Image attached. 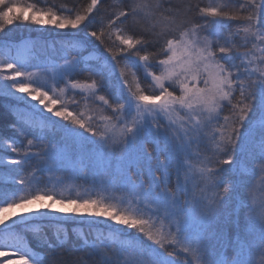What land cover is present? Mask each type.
<instances>
[{"label": "snow or ice", "instance_id": "obj_1", "mask_svg": "<svg viewBox=\"0 0 264 264\" xmlns=\"http://www.w3.org/2000/svg\"><path fill=\"white\" fill-rule=\"evenodd\" d=\"M231 2V9L226 3L193 6L172 0H87L42 8L0 0V36L18 22L68 30L57 32L64 37L62 64L52 58L33 66L0 57V95L33 114L24 121L28 128L43 132L51 126L63 133L60 141L34 136L23 148L3 141L13 156L0 164L19 168L37 161V168L16 180V191L24 195H0V231L6 233L0 264H64L30 252L31 241L25 245L14 233L18 223L50 249L80 241L95 264H176L177 256L184 264H257L242 258L247 235L236 240L240 250L231 260L213 247L221 239L222 211L244 206L236 200L237 178L245 170L258 172L264 184V0ZM193 8L195 15L189 16ZM93 24L97 27L89 28ZM84 73L83 81L76 78ZM113 78L115 94H101ZM77 95L100 101L102 114H89L95 110L87 105L79 110ZM70 104L77 108L70 110ZM57 147L63 157L79 159L82 170L101 157L102 183L122 195L66 199L34 186L37 171H51L50 153ZM37 202L40 208L30 216L29 206ZM17 208L20 221L7 224ZM85 217L98 218L91 225L103 224L109 235L98 232L90 240L83 231ZM52 221L57 227L51 237L43 228L26 227ZM246 226L259 232L264 264V202L250 209ZM70 264L87 262L77 258Z\"/></svg>", "mask_w": 264, "mask_h": 264}, {"label": "trees", "instance_id": "obj_2", "mask_svg": "<svg viewBox=\"0 0 264 264\" xmlns=\"http://www.w3.org/2000/svg\"><path fill=\"white\" fill-rule=\"evenodd\" d=\"M25 3H34L37 7L47 8L55 6L59 8L62 5L67 4L69 7L73 2L75 3H86L87 0H23ZM113 0H107V3H112ZM107 3L104 5L107 7ZM172 3H191L193 6L200 4L201 6L207 4H219L226 3L229 8H232L231 0H172ZM195 15V8L189 16ZM97 27V25H89V28ZM235 30V25L233 26ZM64 32L68 30H62ZM57 32L49 25H34L28 22L20 23L11 26L7 30L6 35L0 36V57L4 59H9L11 57H16L22 62H30L31 65H43L51 62L52 58H55V64H62L64 61L60 58L63 56V52L59 48V41L64 39V37L58 36ZM107 43H111L105 37ZM113 40H115V34H113ZM56 41L55 50L52 47V42ZM5 42H8L5 46ZM47 42V43H46ZM223 42V40L221 41ZM118 43V42H117ZM35 45V47H33ZM150 51H155V49L150 48ZM33 56L35 58L33 59ZM30 70H36L32 67ZM142 83H144V76L141 71L138 70ZM87 77V73H84L78 77L83 81ZM129 80L133 77L129 73ZM51 83V80H49ZM118 82L113 78L110 84V88L101 94L108 96H113L115 94ZM60 87H63V83H60ZM79 91V90H77ZM71 91L67 93L66 98H71ZM76 99L80 101L78 108L79 110H87V107L94 109L95 111L89 114H94L97 118L102 114V105L98 100L85 101L82 95H77ZM70 110L77 108V105L70 104ZM103 114H110L108 110H103ZM33 118V114L28 112V110L18 105L14 99L4 97L0 95V160H7L12 157L13 154L6 151V146L3 144L5 140L15 141V145L19 148H23L26 145L27 139H33L34 136L43 135L46 136L48 140L60 141L63 133L59 128L52 129L48 126L41 132L39 127H34L32 129L28 128L24 121H30ZM39 119V117H35ZM55 119V118H54ZM40 142L37 141V144ZM47 141H45V144ZM151 149L152 145H148ZM249 147H252L251 145ZM251 149V148H250ZM43 148H33L32 151H42ZM50 155L53 156V160L49 161V166L51 171H37L36 178L38 180V186L45 190H54L57 197L63 196L64 198L72 199H85V198H97L98 189L102 181L98 180V175L93 169H99L101 157L97 156L93 158L92 162L86 170H82L79 164V159L75 162L71 159H67L61 155L59 147ZM63 163H60L61 160ZM163 159V157H161ZM55 161V162H54ZM85 163H89L87 160ZM37 168V161H31L28 164L20 166H5L0 164V195L4 192H16V195H24L25 193L16 191L18 185L16 180L21 176L29 178L30 173L33 169ZM115 165L113 166V169ZM247 169V165H244ZM85 171L87 174L85 175ZM242 178H237L241 184L239 192L236 195L237 202H243V207L241 206H229L222 211V216L218 225V231L221 234V239L217 242H213V247L219 252H225L229 260L237 256L236 251L240 250V246L236 244V240L244 235H247L246 241L243 243V251L248 252V254H243V259L245 261L251 260V250L246 247L250 245L251 239L254 237H259V232H252L249 228V232L245 228L248 222V217L251 209V205H260L264 202V184L260 183L259 173H251L247 170L243 171L241 174ZM259 182V185L258 183ZM256 186V191L250 189L252 185ZM250 185V186H249ZM248 187L250 190H248ZM116 192L119 193V189L115 188ZM254 193V194H253ZM254 201L252 202V200ZM257 207V206H256ZM27 229H40L43 228L47 231L48 236H52V230L57 227V222H47V223H31L26 226ZM70 229L72 225L68 226ZM83 231L88 234L89 239H93L98 232H103L104 237L109 235L108 230L103 226V224L91 225V223H85L83 225ZM14 233L20 237L24 238V244L29 245V251L39 256L41 260L44 259L45 255L50 257H55L58 261H63L64 264H70L71 261L81 258L87 262V264H95V257L88 255L90 249L80 248V241L72 240L65 244L63 247H57L55 249H50L42 244L38 243V240L33 237L31 232H27L26 228L17 224ZM6 233L0 231V241ZM121 239H126V237H121ZM258 239V238H257ZM110 243V241H105ZM225 244L229 245L226 249L223 247ZM118 246V245H115ZM246 247V248H245ZM176 264H184V260L181 256L176 257Z\"/></svg>", "mask_w": 264, "mask_h": 264}, {"label": "rangeland", "instance_id": "obj_3", "mask_svg": "<svg viewBox=\"0 0 264 264\" xmlns=\"http://www.w3.org/2000/svg\"><path fill=\"white\" fill-rule=\"evenodd\" d=\"M58 31V30H56ZM62 31V30H60ZM139 70V69H138ZM137 70V71H138ZM142 72V70H139ZM143 73V72H142ZM145 86H146V82L144 80V83H143ZM34 103V102H33ZM251 148V147H250ZM104 170V163H103V160L101 159L100 160V165H99V169H93L92 171H96L97 172V175H98V180L102 181V176H101V173L103 172ZM258 185H259V182H257ZM250 186V185H249ZM250 189L253 190V191H256V186L253 184L252 185V188L250 186ZM249 187H248V190H250ZM254 194V193H253ZM98 195L99 196H105V197H119L122 195V192L119 190V193L116 192L115 188L111 187V186H107L105 184H100V187L98 189ZM254 201V199L252 200V202ZM44 203H48V201H44ZM257 204V203H256ZM253 203V205H251V208L255 207L256 209L259 208V205H256ZM237 206L239 207L240 204L237 203ZM257 206V207H256ZM30 208L33 209V212L32 213H29L30 216H35V209H38L40 208V204L39 202L33 204V205H30L29 206ZM55 207H60V208H63L64 205H55ZM41 211H43V209H41ZM20 214H21V210L19 208L17 209H14L9 215H10V219L8 221H6L7 224H11L12 223V220H17L18 222L20 221ZM56 216H60L62 215L61 213H56L54 214ZM87 223H90V221L92 220H95V219H98V218H95V217H85L84 218ZM19 224V223H18ZM3 228V225H0V229ZM247 229V231L249 232V228L246 226L245 227ZM250 233V232H249ZM258 238V239H257ZM248 240H251V242L249 243L250 245H247L246 244V247L248 249L251 250V260H254L257 262V264H261V257H260V253H259V248H258V243H259V237H256V238H252L250 237V239ZM243 244V243H242ZM245 247V248H246ZM238 251L235 252V254L237 255ZM243 254H248V252H244L243 251Z\"/></svg>", "mask_w": 264, "mask_h": 264}]
</instances>
